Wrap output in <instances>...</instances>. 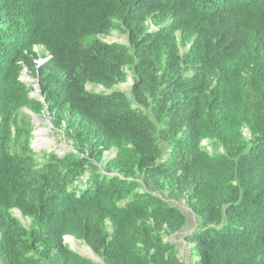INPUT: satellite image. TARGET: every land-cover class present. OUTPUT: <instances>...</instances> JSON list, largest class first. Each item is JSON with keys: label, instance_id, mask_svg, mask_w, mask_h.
<instances>
[{"label": "trees", "instance_id": "trees-1", "mask_svg": "<svg viewBox=\"0 0 264 264\" xmlns=\"http://www.w3.org/2000/svg\"><path fill=\"white\" fill-rule=\"evenodd\" d=\"M24 108L72 149L39 156ZM67 236L102 264H264V0H0V264H101Z\"/></svg>", "mask_w": 264, "mask_h": 264}, {"label": "rangeland", "instance_id": "rangeland-1", "mask_svg": "<svg viewBox=\"0 0 264 264\" xmlns=\"http://www.w3.org/2000/svg\"><path fill=\"white\" fill-rule=\"evenodd\" d=\"M105 41L108 42H121V43H127V35L123 34L119 31H113L112 34L109 36L103 37ZM22 80H24L27 84L32 85L34 87V90L32 94L37 96L39 94V90L37 89L38 81L36 78H34L27 70H24L22 76ZM133 83L132 76L129 75L127 82L121 83L118 86H116L118 89L122 91H129L131 88V85ZM87 89L94 92H110V90H106L101 85H94L92 83L87 84ZM23 113L27 116L28 119H31L34 124V133L32 138V146L34 150L38 153L39 156H42L44 152H50L54 151L58 154H65L66 152H69L72 149V144L69 139L66 138L64 133L61 131V129L56 128L50 121L48 115L39 116L32 111H30L28 108L23 109ZM39 129L42 130V137L44 142H38L37 141V135L35 132ZM48 137V138H47ZM45 138V139H44ZM204 145H208L207 140L204 141ZM211 149V146H209ZM114 155V153L108 152L106 154V157H110ZM178 206H180L187 214L188 216V225L186 228L178 234L177 237H175V241L181 248L180 255L186 259V257L189 255V250L185 248L183 238L186 235V233L195 227V219L192 215V213L189 211V208L185 205L184 202L178 203ZM14 214L24 223L28 224L29 219L26 217H23L21 212L19 210H14ZM66 242L69 244V246L77 251L78 253L85 255L89 258L94 259L95 261H98L102 264L101 259L99 256L92 250V248L86 244L85 242L81 240H77L74 237L67 236Z\"/></svg>", "mask_w": 264, "mask_h": 264}, {"label": "clouds", "instance_id": "clouds-1", "mask_svg": "<svg viewBox=\"0 0 264 264\" xmlns=\"http://www.w3.org/2000/svg\"><path fill=\"white\" fill-rule=\"evenodd\" d=\"M43 61H44V59H40V60H38V64H39V65L42 64ZM37 89L39 90V94L37 95V97H39L41 100H44L43 97H42V95H41V90H40V87H39V83L37 84ZM31 96L34 97V95H33L32 93H31ZM35 97H36V96H35ZM33 133H34V131H33ZM32 147H33V146H32Z\"/></svg>", "mask_w": 264, "mask_h": 264}, {"label": "bare ground", "instance_id": "bare-ground-1", "mask_svg": "<svg viewBox=\"0 0 264 264\" xmlns=\"http://www.w3.org/2000/svg\"><path fill=\"white\" fill-rule=\"evenodd\" d=\"M42 130H43V129H39V130H37V131L35 132V134L37 135V138H36V139H37L38 142H44V141H43V137H42ZM47 138H48V137H47ZM44 139H45V138H44Z\"/></svg>", "mask_w": 264, "mask_h": 264}]
</instances>
